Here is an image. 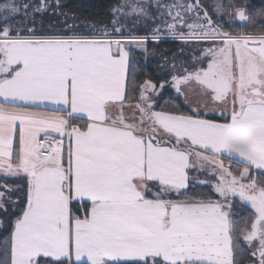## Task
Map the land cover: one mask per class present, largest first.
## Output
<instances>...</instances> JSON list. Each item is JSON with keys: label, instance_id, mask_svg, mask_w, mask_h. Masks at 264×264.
Wrapping results in <instances>:
<instances>
[{"label": "snow or ice", "instance_id": "obj_1", "mask_svg": "<svg viewBox=\"0 0 264 264\" xmlns=\"http://www.w3.org/2000/svg\"><path fill=\"white\" fill-rule=\"evenodd\" d=\"M64 7L0 0V264H264V3Z\"/></svg>", "mask_w": 264, "mask_h": 264}, {"label": "trees", "instance_id": "obj_2", "mask_svg": "<svg viewBox=\"0 0 264 264\" xmlns=\"http://www.w3.org/2000/svg\"><path fill=\"white\" fill-rule=\"evenodd\" d=\"M33 1L32 3H35ZM251 2L259 8V6L264 3V0H251ZM61 3L65 5L63 8L64 12L69 14V23H72L71 17L75 16L78 19L76 23L81 25V30L86 31L83 27V22L87 20L92 21H106L110 8L114 5L115 0H61ZM63 20V17L59 18ZM236 31L241 30H251L242 29L240 25L234 24L232 26ZM134 35L143 36L145 35V30L141 27L140 29L134 31ZM181 48L185 50V56H191L192 51L189 46H185L181 41L175 40L172 37H166L165 42L160 45V49L163 52L169 53V59H171V55L177 53ZM132 55L134 58V69L132 71V75L137 81V84L141 83L144 79L152 78L153 82H156V78L159 77L163 79L164 74L167 69H161L157 67L158 62L162 63L160 57H152L147 60L142 54V50L139 48L132 47L131 48ZM170 80V77H169ZM171 104L179 105L180 109L184 112H190V109L183 103L180 95L176 93L173 87H168V89L163 93V98L159 100L161 105H164L165 102ZM159 110V109H157ZM223 120L222 118L219 119ZM207 186H197L196 191H207ZM240 214L243 217H247L250 212L247 209H243L240 211Z\"/></svg>", "mask_w": 264, "mask_h": 264}, {"label": "crops", "instance_id": "obj_3", "mask_svg": "<svg viewBox=\"0 0 264 264\" xmlns=\"http://www.w3.org/2000/svg\"><path fill=\"white\" fill-rule=\"evenodd\" d=\"M206 66V65H205ZM175 90V89H174ZM178 94V93H177ZM180 95V94H178ZM180 97L182 98L183 100V103L191 110V108L193 107V104H192V100H193V97H189L188 100H185L184 97L182 95H180ZM218 115V114H217ZM223 119V118H222ZM219 122H224L223 120H220Z\"/></svg>", "mask_w": 264, "mask_h": 264}, {"label": "rangeland", "instance_id": "obj_4", "mask_svg": "<svg viewBox=\"0 0 264 264\" xmlns=\"http://www.w3.org/2000/svg\"><path fill=\"white\" fill-rule=\"evenodd\" d=\"M33 1H35V0H29V2H33ZM133 47H134V46H133ZM135 48H136V47H135ZM200 179H205V177L201 176ZM237 200H238V198H237ZM243 209H247L249 212H251V208H250V206L241 207V208H240V211H242Z\"/></svg>", "mask_w": 264, "mask_h": 264}]
</instances>
